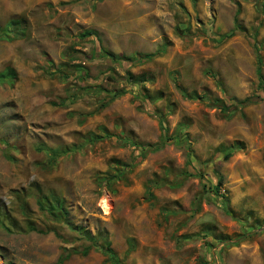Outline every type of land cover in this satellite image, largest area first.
<instances>
[{"label": "rangeland", "instance_id": "1", "mask_svg": "<svg viewBox=\"0 0 264 264\" xmlns=\"http://www.w3.org/2000/svg\"><path fill=\"white\" fill-rule=\"evenodd\" d=\"M12 22L24 35L0 39V74L15 73L0 86V264L89 246L42 197L121 264H264V0H0V37ZM248 98L261 101L238 108ZM161 118L170 137L185 129L144 156ZM57 148L71 151L53 161ZM184 172L196 177L167 186ZM217 173L221 197L204 191ZM66 264L111 263L92 250Z\"/></svg>", "mask_w": 264, "mask_h": 264}, {"label": "trees", "instance_id": "2", "mask_svg": "<svg viewBox=\"0 0 264 264\" xmlns=\"http://www.w3.org/2000/svg\"><path fill=\"white\" fill-rule=\"evenodd\" d=\"M21 24L20 22H12L11 26H9L8 28L5 29L4 33L1 34L3 35L2 37H0V39L7 41V42H12L14 39H20L21 37H23L24 35V30L21 29ZM13 28V30L11 31V29ZM238 29L239 26H237ZM234 29L230 34H227V36H224L223 39L225 40H229L232 39L233 37H235V33L236 30L238 29ZM12 33V34H11ZM94 36L93 32H86L83 35V38L86 39L88 37H92ZM257 79L259 80V85L261 86L262 89H264V76H263V72H262V67L264 66L263 62H262V57L259 54V49L257 47ZM15 76V73L13 71H7L5 73H1L0 74V86H2L4 83L11 81ZM122 96V94H119L117 97ZM197 99H202V98H197ZM261 99L260 98H256V99H245L242 102H237V104L239 105V107L242 108H247L251 105H255L258 102H260ZM218 104L215 105L216 108H219L222 110V112H226L228 109L225 106V104L223 102H217ZM237 109V107L235 108ZM234 109V110H235ZM160 126H161V130L163 132L162 136H161V142L157 143L155 145H148L146 146V149L142 150V153H144V156L147 155V153H158L160 151H162L167 145H170L173 141H178V139H180V135L182 134V132L184 131L185 127L180 126L178 128V134L174 137H170L168 136L169 130L164 126V122L162 120V118L160 119ZM90 138L92 143L94 142H98L99 140L103 139V138H99L96 136H91ZM188 138L187 140H185V142H188ZM188 154H187V167H189L192 164V157H193V152L191 147L188 148ZM41 151V149H40ZM52 158V160H58L59 158H61L64 155H67L71 150L68 148H57V149H46L45 150ZM233 151H229L225 156H224V160L228 161L232 156H233ZM123 174H121L119 171H116V175L115 176H103L98 178V183L99 185L101 184V182H103L105 184V187H108L112 184V182L115 181H119V178L122 177ZM196 175L191 174L190 172H184L181 174V181L178 183H167V186H169L170 188L173 189H178L181 188L183 183L186 182L187 180L191 179V178H195ZM216 177L218 179L217 185L214 187H207L206 185H204V191L205 193H213L215 196L217 197H221L220 196V192L223 189L224 186V177L222 175H220L219 173L216 174ZM161 184H157V183H151L149 185V188H147V195L151 198L154 199L153 196V189L155 188H160ZM226 199V198H224ZM200 204V203H199ZM37 206L39 208V210L46 216H48L50 219H52L54 222L57 223H62L64 222L65 225H68L71 230L78 232V235L81 236V239L85 240V242L90 243L89 246L84 247L83 250L79 251V250H65L63 252V254L60 256L59 260H58V264H66L71 257H73L74 255H83V256H88L90 254V252L92 250H96V251H100L102 252L103 256L107 258V260L111 263V264H121V261L119 260L118 255L116 254V252L113 250L112 248V243L110 242V240L108 239V237L104 240L103 244H101L96 238L92 237L90 234H88L85 230H82V228H77V227H73L70 225V221L68 218V212L66 211L65 207H64V202L61 201L59 198H47V197H42L37 201ZM31 232H36V229L34 228H30ZM41 232V231H39ZM44 233V232H41Z\"/></svg>", "mask_w": 264, "mask_h": 264}]
</instances>
